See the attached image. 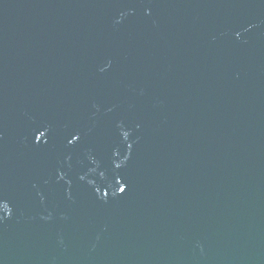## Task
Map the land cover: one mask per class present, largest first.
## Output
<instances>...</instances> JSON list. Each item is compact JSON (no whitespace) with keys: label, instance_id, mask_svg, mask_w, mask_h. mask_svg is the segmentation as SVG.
Segmentation results:
<instances>
[{"label":"water","instance_id":"obj_1","mask_svg":"<svg viewBox=\"0 0 264 264\" xmlns=\"http://www.w3.org/2000/svg\"><path fill=\"white\" fill-rule=\"evenodd\" d=\"M0 264H264V0H0Z\"/></svg>","mask_w":264,"mask_h":264}]
</instances>
